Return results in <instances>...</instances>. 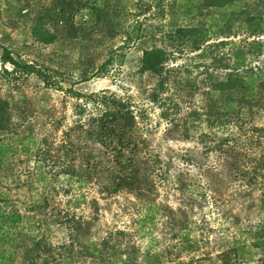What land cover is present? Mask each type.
Masks as SVG:
<instances>
[{
	"label": "trees",
	"instance_id": "16d2710c",
	"mask_svg": "<svg viewBox=\"0 0 264 264\" xmlns=\"http://www.w3.org/2000/svg\"><path fill=\"white\" fill-rule=\"evenodd\" d=\"M22 6L31 38L47 46L95 37L101 43L121 8L117 0ZM181 6L192 19L200 7L215 9L204 22L168 34L188 48L192 69L169 78L171 52L164 46L142 49L135 66L136 75L154 79L143 97L159 109L161 139L181 142L178 149L151 144L156 125L128 98L72 88L90 78L85 70L72 80L58 68L52 78L1 46L0 59L10 66L5 73L34 74L71 103L66 114L28 103L24 95L0 96V264H264V64H250L264 41L219 38L235 33L225 29L240 15L243 26L235 29L263 35L264 19L238 0ZM80 11L84 22L76 24ZM163 183L179 194L175 202L158 199ZM111 204L126 216V228L97 234L102 210ZM210 210L217 229L207 224ZM54 231L63 239L53 240ZM134 236L147 237L141 252Z\"/></svg>",
	"mask_w": 264,
	"mask_h": 264
},
{
	"label": "rangeland",
	"instance_id": "374dc122",
	"mask_svg": "<svg viewBox=\"0 0 264 264\" xmlns=\"http://www.w3.org/2000/svg\"><path fill=\"white\" fill-rule=\"evenodd\" d=\"M35 1L0 0V51L1 46H6L12 51L13 56L46 68L53 75L52 78L59 76L54 73L58 68L67 71L72 80L76 79L77 72L85 70L90 78L83 83H76L72 88L84 94L97 90H108L128 98L135 106L144 108L148 122L156 125L155 131L151 134L152 145H160L161 148L171 146L176 149L184 146L181 142H167L161 139L165 124L158 117L159 109L154 103L143 97L146 90L152 87L154 79L136 75V61L142 49L151 46H164L171 52V59L166 64L169 78L174 75H181L185 68L192 69V63L187 61V56L191 54L188 53V48L183 47L182 43L170 42L172 36L168 34H171L177 27L204 22L206 20L204 15L215 9H206L199 6L196 18L192 19L189 14H185L184 7H179V3L185 0H117V5H121L117 12L118 18L117 20L113 19L108 24V37L105 36L101 43L95 37L89 41L78 38L76 41L47 46L31 38L28 32L29 21L26 17L19 16L27 14L22 13L21 8L27 10L22 5L30 4L34 7ZM188 1L197 2V0ZM238 1L239 3L249 4V8L244 9V11L252 15L261 14L264 19V4L262 2H255V0ZM39 2L43 3L44 0H39ZM225 13H228L227 10H225L224 15ZM241 17L243 15L231 19L229 21L231 25L225 29V34L235 32L234 34L226 35V37L220 36L219 38L239 41L246 37L248 40L259 38L264 41V31L262 32L263 35L256 36L255 34L249 35L242 28L235 29L237 24L243 26ZM82 18L80 11L74 17L75 23L84 22L81 21ZM83 25L87 26L88 23L85 22ZM135 35H139V37L136 38ZM172 43L173 45L170 47L169 44ZM83 44L88 46V49H82ZM108 50L113 51L114 58L103 69L97 70L98 65L106 58L105 53ZM117 54H121V57L116 56ZM250 64L252 66L264 64V50L254 57ZM180 65L185 66L180 67ZM3 68L10 71V66L2 63L0 59V96H8L16 100L24 95L28 103L38 101L44 106L62 109L66 114L69 113L71 101L69 102V98H64V94L57 86L48 85L45 87L34 74L23 77L17 72L5 73ZM61 85L66 88L69 87L68 83L62 82ZM169 93H172L171 97L175 96L174 91H169ZM177 197H179V194H174L170 185L163 183L158 186L159 200H167L171 203L175 202ZM102 212L103 216L100 218L97 234H101L109 226L119 229L126 228L127 218L116 213L118 209L115 205L111 204L109 209L104 208ZM205 214L209 228H219L215 213L210 210L209 213L205 211ZM156 226L159 228L158 224ZM230 231L231 233L234 232L233 229H229ZM155 233L153 231V234ZM210 234L212 233L210 232ZM237 236L239 235L237 234ZM52 238L53 240H62V232L54 231ZM133 240L138 245L139 252H141L147 237L134 236ZM159 245L163 246V240L159 241ZM137 261L136 264H143L139 260ZM85 262L86 260L76 264H86ZM250 263L252 262L250 261Z\"/></svg>",
	"mask_w": 264,
	"mask_h": 264
}]
</instances>
